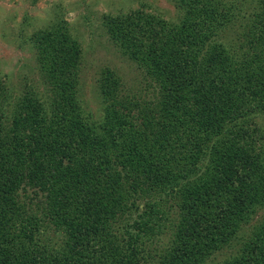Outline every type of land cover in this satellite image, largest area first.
<instances>
[{
	"label": "trees",
	"instance_id": "1",
	"mask_svg": "<svg viewBox=\"0 0 264 264\" xmlns=\"http://www.w3.org/2000/svg\"><path fill=\"white\" fill-rule=\"evenodd\" d=\"M173 1L103 18L154 100L106 69L93 121L62 20L33 37L49 101L0 75V264H264V0Z\"/></svg>",
	"mask_w": 264,
	"mask_h": 264
},
{
	"label": "rangeland",
	"instance_id": "2",
	"mask_svg": "<svg viewBox=\"0 0 264 264\" xmlns=\"http://www.w3.org/2000/svg\"><path fill=\"white\" fill-rule=\"evenodd\" d=\"M228 1L243 3V13L247 14L249 2L253 0ZM135 10L153 13L173 22H178L181 16L173 0H0V75L5 77L12 92L8 103L15 105L16 98L29 91L38 92L41 96L44 94V100H50L49 88L37 67L33 37L59 20L65 21L70 34L83 50L81 99L85 113L93 121L103 117V100L98 84L106 69L120 76L125 94L140 101L154 100L158 94L156 85L111 40L103 23L105 15L116 16ZM241 23L244 20L239 16L236 24ZM234 35H224L225 41ZM259 126L264 129V117L259 119ZM169 217L175 216L171 214ZM257 217H264V209ZM50 233L53 238H63L62 233ZM240 242L235 241V245ZM232 251L226 249L217 254L209 264L227 259Z\"/></svg>",
	"mask_w": 264,
	"mask_h": 264
}]
</instances>
